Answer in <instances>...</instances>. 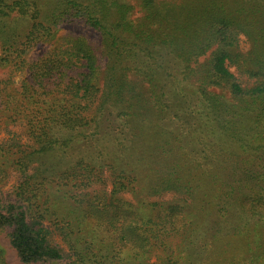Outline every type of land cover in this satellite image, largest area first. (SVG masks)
Instances as JSON below:
<instances>
[{
    "label": "trees",
    "instance_id": "trees-1",
    "mask_svg": "<svg viewBox=\"0 0 264 264\" xmlns=\"http://www.w3.org/2000/svg\"><path fill=\"white\" fill-rule=\"evenodd\" d=\"M77 23L96 38L24 58ZM0 42L21 264H264V0H0Z\"/></svg>",
    "mask_w": 264,
    "mask_h": 264
},
{
    "label": "rangeland",
    "instance_id": "rangeland-1",
    "mask_svg": "<svg viewBox=\"0 0 264 264\" xmlns=\"http://www.w3.org/2000/svg\"><path fill=\"white\" fill-rule=\"evenodd\" d=\"M136 10L133 11L134 17L136 16ZM67 34L71 35H86L89 38H96V32L93 29L85 27L82 23L77 24H67L62 26L59 29H56L50 38L42 42L40 45H34L29 48H26L24 58L27 62L34 61L45 52H47L52 46L56 45L59 38ZM2 42H0V59L4 57L2 53ZM24 49V48H22ZM237 51L240 54H246L249 51V43L247 39L240 35L237 39ZM231 70L235 72V68L231 65ZM7 77H10L12 84L7 88L8 91L17 93L20 91V85L25 78V70L17 68L14 66V63H0V79L5 80ZM214 91V89H212ZM218 94L220 92L215 90ZM0 144L2 143H12V139H16L22 144L31 143L25 137V128H23V118L19 117V121L16 120L14 123H5L3 118H0ZM18 174L8 170L6 176L0 175V209L3 202L6 199L12 197V190L17 183ZM126 197V196H125ZM6 232H0V257L3 259L4 264H21L14 252V250L9 246L8 239L6 237ZM51 239L56 243L62 250L65 251L66 245L61 241L60 236L57 234H52ZM162 253L160 250H154L150 257V263H155L158 261V256H161Z\"/></svg>",
    "mask_w": 264,
    "mask_h": 264
}]
</instances>
